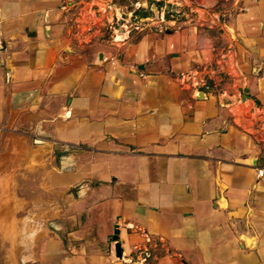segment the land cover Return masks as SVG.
Returning a JSON list of instances; mask_svg holds the SVG:
<instances>
[{
  "label": "crops",
  "instance_id": "0c3cea01",
  "mask_svg": "<svg viewBox=\"0 0 264 264\" xmlns=\"http://www.w3.org/2000/svg\"><path fill=\"white\" fill-rule=\"evenodd\" d=\"M165 4L0 0V234L46 220L32 260L264 264V0Z\"/></svg>",
  "mask_w": 264,
  "mask_h": 264
},
{
  "label": "rangeland",
  "instance_id": "374dc122",
  "mask_svg": "<svg viewBox=\"0 0 264 264\" xmlns=\"http://www.w3.org/2000/svg\"><path fill=\"white\" fill-rule=\"evenodd\" d=\"M168 5L169 4H165ZM160 7V6H159ZM167 7V6H166ZM169 7L166 9L168 10ZM173 10V9H172ZM170 12L173 14L174 10ZM178 12H175V14ZM105 36V34L103 35ZM56 159L62 160V154H59V152H56ZM61 164V161H60ZM37 179H35L34 182V194L39 196L41 199V196H44L45 191L42 189H38L35 187V185H38L42 179L41 174H37ZM24 184V182H23ZM30 191V190H29ZM42 204H35L34 208H38L40 210L39 213H41V210L45 208L46 204L44 202H41ZM36 217V214H34V218ZM38 222V223H36ZM7 233L6 235L0 234V264H40L39 261L36 260L34 257V260H32L31 256L35 253L36 249L39 248L40 242L42 240V237L36 236V225L39 228V232H42V228L48 227V222L46 220H39L32 223L31 221L28 222H22V221H8L7 222ZM52 224H50V227ZM1 233V231H0ZM3 233V232H2ZM34 233V237L31 235ZM65 239V238H64ZM37 240L39 243L37 244ZM66 243L67 240L65 239ZM34 249V253L32 254V250ZM34 254V255H35Z\"/></svg>",
  "mask_w": 264,
  "mask_h": 264
},
{
  "label": "water",
  "instance_id": "95a60500",
  "mask_svg": "<svg viewBox=\"0 0 264 264\" xmlns=\"http://www.w3.org/2000/svg\"><path fill=\"white\" fill-rule=\"evenodd\" d=\"M246 94H247V90L244 89V95H243V97H245ZM118 234H119V229L116 228L115 234H114V240L115 241L118 240ZM115 248H116L117 255L121 258L123 256V250H122L121 243L120 242H116Z\"/></svg>",
  "mask_w": 264,
  "mask_h": 264
},
{
  "label": "built area",
  "instance_id": "2783aa9c",
  "mask_svg": "<svg viewBox=\"0 0 264 264\" xmlns=\"http://www.w3.org/2000/svg\"><path fill=\"white\" fill-rule=\"evenodd\" d=\"M153 2H155L156 4H159V3H168L169 0H152ZM70 116V112L67 111L65 112V117H69ZM258 173L260 175H264V168H261L258 170Z\"/></svg>",
  "mask_w": 264,
  "mask_h": 264
},
{
  "label": "trees",
  "instance_id": "16d2710c",
  "mask_svg": "<svg viewBox=\"0 0 264 264\" xmlns=\"http://www.w3.org/2000/svg\"><path fill=\"white\" fill-rule=\"evenodd\" d=\"M137 12H139V11H137Z\"/></svg>",
  "mask_w": 264,
  "mask_h": 264
}]
</instances>
